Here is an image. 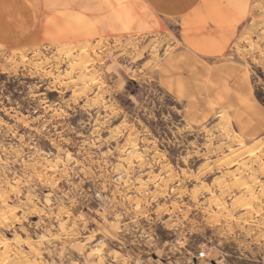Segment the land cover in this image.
Wrapping results in <instances>:
<instances>
[{
	"label": "rangeland",
	"instance_id": "1",
	"mask_svg": "<svg viewBox=\"0 0 264 264\" xmlns=\"http://www.w3.org/2000/svg\"><path fill=\"white\" fill-rule=\"evenodd\" d=\"M0 264H264V0H0Z\"/></svg>",
	"mask_w": 264,
	"mask_h": 264
},
{
	"label": "bare ground",
	"instance_id": "2",
	"mask_svg": "<svg viewBox=\"0 0 264 264\" xmlns=\"http://www.w3.org/2000/svg\"><path fill=\"white\" fill-rule=\"evenodd\" d=\"M14 16V15H13Z\"/></svg>",
	"mask_w": 264,
	"mask_h": 264
}]
</instances>
